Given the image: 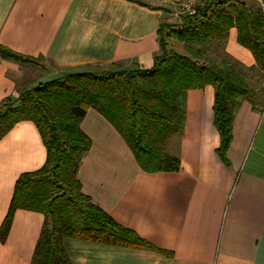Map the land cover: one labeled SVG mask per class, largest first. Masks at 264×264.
Segmentation results:
<instances>
[{
	"label": "crops",
	"instance_id": "1",
	"mask_svg": "<svg viewBox=\"0 0 264 264\" xmlns=\"http://www.w3.org/2000/svg\"><path fill=\"white\" fill-rule=\"evenodd\" d=\"M168 12L159 0H0V44L33 59L0 55V102L20 86L63 73L112 63L151 67ZM224 50L246 72L255 64L236 27ZM214 102L212 85L187 91L185 128L168 145L181 159L176 172L143 170L113 124L88 110L81 128L93 144L79 163L82 190L155 248L69 237L72 264H264V111L242 102L225 161L217 151ZM46 159L32 121L0 140V264H33L44 214L18 209L7 235L1 226L17 179Z\"/></svg>",
	"mask_w": 264,
	"mask_h": 264
},
{
	"label": "trees",
	"instance_id": "2",
	"mask_svg": "<svg viewBox=\"0 0 264 264\" xmlns=\"http://www.w3.org/2000/svg\"><path fill=\"white\" fill-rule=\"evenodd\" d=\"M174 24L160 26V52L149 68L112 63L107 70L63 73L0 102V140L17 123L29 120L37 126L47 149L44 165L17 179L1 226V235H7L18 209L44 214L33 264H72L64 243L69 237L155 248L82 190L79 163L93 144L81 128L89 109L99 110L113 124L140 167L148 172L181 169L180 157L171 153L168 145L185 128L188 90L214 87V124L221 137L217 151L225 161L242 102L248 101L254 110L264 111V88H254L237 61L210 59L202 48L213 40L225 43L230 29L236 27L238 42L255 57L250 72L264 75L261 3L252 7L243 0H208L195 15H183L182 21ZM168 37L183 42L187 53L170 52ZM0 55L18 62L33 60L2 44Z\"/></svg>",
	"mask_w": 264,
	"mask_h": 264
},
{
	"label": "rangeland",
	"instance_id": "3",
	"mask_svg": "<svg viewBox=\"0 0 264 264\" xmlns=\"http://www.w3.org/2000/svg\"><path fill=\"white\" fill-rule=\"evenodd\" d=\"M245 1L248 5L255 7L258 4L260 5V1L259 0H243ZM170 12L169 13V17H170V22L169 23H180L182 21V16L180 14H178V11H176L175 9L169 8ZM166 23V22H163ZM177 26H181L178 24H174ZM234 28V27H233ZM169 32V29L166 28L165 29V33L167 34ZM168 50L170 52H178V53H182V54H186V50L184 47L183 42L179 41L178 39H176L175 37H168ZM226 43V42H225ZM225 43L221 42L219 40H213V41H209L207 42L202 48L204 49V54L209 57L210 59H226V60H230L231 62H234L235 60H233L229 54H227L224 50L225 48ZM109 69V66L106 67H99V68H95L94 70L97 71H102V70H107ZM249 70V69H248ZM248 76H249V80L252 86H254V88L257 89H261L264 88V75L258 71H254V72H250V70L247 72ZM39 82L36 83H31V84H27V85H23L20 86L17 89V92L14 94L15 97H18V95L20 94L21 91H23L24 89H26V87L30 86H34L37 85Z\"/></svg>",
	"mask_w": 264,
	"mask_h": 264
},
{
	"label": "built area",
	"instance_id": "4",
	"mask_svg": "<svg viewBox=\"0 0 264 264\" xmlns=\"http://www.w3.org/2000/svg\"><path fill=\"white\" fill-rule=\"evenodd\" d=\"M160 4L166 8H172L178 11L180 15L193 16L199 8L208 0H159ZM262 7L264 3L259 0Z\"/></svg>",
	"mask_w": 264,
	"mask_h": 264
}]
</instances>
